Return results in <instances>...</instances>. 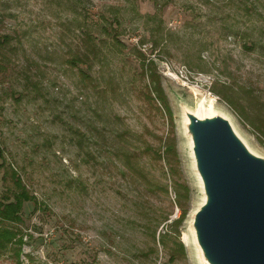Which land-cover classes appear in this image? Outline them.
<instances>
[{"label": "rangeland", "instance_id": "374dc122", "mask_svg": "<svg viewBox=\"0 0 264 264\" xmlns=\"http://www.w3.org/2000/svg\"><path fill=\"white\" fill-rule=\"evenodd\" d=\"M4 36L0 201L15 174L33 200L0 223L21 238L0 264L17 248L21 264H196L174 93L225 110L264 154V0H0Z\"/></svg>", "mask_w": 264, "mask_h": 264}, {"label": "water", "instance_id": "95a60500", "mask_svg": "<svg viewBox=\"0 0 264 264\" xmlns=\"http://www.w3.org/2000/svg\"><path fill=\"white\" fill-rule=\"evenodd\" d=\"M197 200L186 234L196 264H264V154L225 110L174 93Z\"/></svg>", "mask_w": 264, "mask_h": 264}, {"label": "trees", "instance_id": "16d2710c", "mask_svg": "<svg viewBox=\"0 0 264 264\" xmlns=\"http://www.w3.org/2000/svg\"><path fill=\"white\" fill-rule=\"evenodd\" d=\"M6 40H7L6 36L0 38V45H3V43ZM75 61H76L75 58H72V60H70V63L74 64ZM149 71H150V74H148V76L151 78V81H154L156 72L154 69H151V68ZM153 89H154L153 92H155V97L159 101L162 102L163 106L166 108V111L169 114H171V109L167 101L168 100L167 96L164 92V89L160 85V83L158 82L157 86L154 85ZM256 119H257L259 129L264 133V120L260 118H251V121L256 122ZM170 149L174 151V148L169 146V150ZM0 155H2L1 150H0ZM13 183L19 190L17 193L15 192L13 201H8V198L5 201H0V223L3 221H9V222L20 221L21 220L20 211H21L23 202L33 200V196L28 193L24 184H22L20 177H18L16 174L13 178ZM176 199H177L176 200L177 205L181 210V216L179 219L182 220L186 216L189 210V207L183 204V201L181 198H176ZM17 232L18 230L16 229L14 230L9 227L0 225V253L3 252L5 249H7L8 245L12 243H17V244L21 243V238L17 237V234H18ZM19 252L20 250L19 248H17L15 251V254L17 256V260L15 261V264H21L19 260V256H18Z\"/></svg>", "mask_w": 264, "mask_h": 264}, {"label": "built area", "instance_id": "2783aa9c", "mask_svg": "<svg viewBox=\"0 0 264 264\" xmlns=\"http://www.w3.org/2000/svg\"><path fill=\"white\" fill-rule=\"evenodd\" d=\"M184 70H182V68L179 69V73H180V76H183L185 79L188 78V76L186 75V72H183Z\"/></svg>", "mask_w": 264, "mask_h": 264}]
</instances>
